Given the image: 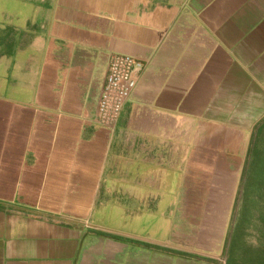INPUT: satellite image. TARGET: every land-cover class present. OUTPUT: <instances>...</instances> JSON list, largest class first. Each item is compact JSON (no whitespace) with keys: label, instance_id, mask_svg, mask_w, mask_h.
<instances>
[{"label":"crops","instance_id":"0c3cea01","mask_svg":"<svg viewBox=\"0 0 264 264\" xmlns=\"http://www.w3.org/2000/svg\"><path fill=\"white\" fill-rule=\"evenodd\" d=\"M8 5L23 34L0 41V264H204L264 120V0ZM117 54L145 66L107 127Z\"/></svg>","mask_w":264,"mask_h":264},{"label":"trees","instance_id":"16d2710c","mask_svg":"<svg viewBox=\"0 0 264 264\" xmlns=\"http://www.w3.org/2000/svg\"><path fill=\"white\" fill-rule=\"evenodd\" d=\"M224 255L226 264H264V120L250 142Z\"/></svg>","mask_w":264,"mask_h":264},{"label":"built area","instance_id":"2783aa9c","mask_svg":"<svg viewBox=\"0 0 264 264\" xmlns=\"http://www.w3.org/2000/svg\"><path fill=\"white\" fill-rule=\"evenodd\" d=\"M144 62L130 55L117 54L111 58L106 82L99 101L98 118L101 124L114 127L123 107L136 85V73L144 68Z\"/></svg>","mask_w":264,"mask_h":264},{"label":"rangeland","instance_id":"374dc122","mask_svg":"<svg viewBox=\"0 0 264 264\" xmlns=\"http://www.w3.org/2000/svg\"><path fill=\"white\" fill-rule=\"evenodd\" d=\"M12 6L15 7V9L13 10L14 13H17V10L21 8V5H8L7 9H5L4 11L0 13V41L5 40V39L10 40V37H13L16 33L20 35L23 34V30L21 28L15 27L16 26L15 21L17 19V15L15 16L10 15ZM13 26L16 28L17 32L16 31L14 32V30L12 29ZM231 215H232V212H231ZM204 220H205V217L202 215V217L199 218L200 224L203 223ZM230 220H231V217H230ZM230 220H229V226H230ZM229 226L227 227L225 231L223 230L222 239H219V236L215 234L214 239L213 240L210 239L209 242H207V245L211 247L210 249H207L205 251H198L200 253H204L203 254L204 256L202 255L200 256L203 259L202 262H204V264H226V256L224 255V243H225V239H226ZM206 229L213 230L214 233H216L215 231H217L216 228H212L208 224L206 225ZM191 249H190L191 253L197 252V250H191Z\"/></svg>","mask_w":264,"mask_h":264}]
</instances>
